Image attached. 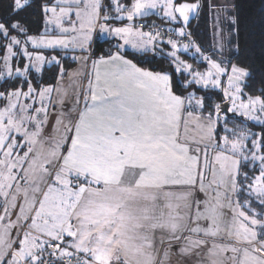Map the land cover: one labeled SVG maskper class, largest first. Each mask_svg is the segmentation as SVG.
I'll return each mask as SVG.
<instances>
[{"label":"snow or ice","instance_id":"snow-or-ice-1","mask_svg":"<svg viewBox=\"0 0 264 264\" xmlns=\"http://www.w3.org/2000/svg\"><path fill=\"white\" fill-rule=\"evenodd\" d=\"M201 6L11 0L0 264H264V86L239 62L234 5L211 49L190 30Z\"/></svg>","mask_w":264,"mask_h":264},{"label":"trees","instance_id":"trees-1","mask_svg":"<svg viewBox=\"0 0 264 264\" xmlns=\"http://www.w3.org/2000/svg\"><path fill=\"white\" fill-rule=\"evenodd\" d=\"M10 2L11 0H0V19L7 16L6 10ZM201 4L198 14L190 20V30L198 43L211 49L214 42L210 9L205 0H201ZM230 5H234L231 11L237 19L239 30V62L250 69V83L258 89L264 86V0H230ZM36 11V15H28L26 18L27 26L33 34L40 32L42 27L39 9ZM107 47V43L99 47L94 43L95 55H100ZM65 66L69 70L74 62L66 61Z\"/></svg>","mask_w":264,"mask_h":264},{"label":"rangeland","instance_id":"rangeland-1","mask_svg":"<svg viewBox=\"0 0 264 264\" xmlns=\"http://www.w3.org/2000/svg\"><path fill=\"white\" fill-rule=\"evenodd\" d=\"M205 2L207 3V5H208V2H207V0H205ZM230 11H231V8L229 9ZM211 12L210 13H212V15H213V24H212V31H213V40H214V43L216 42V40L218 39V37H217V35H216V32L219 30V28H223V30L225 31V32H227L229 29V24H228V22L224 19V16H223V14H222V12H221V8L219 9L218 8V10H213L214 12H212V9L210 10ZM231 13H232V11H231ZM218 17H219V24L217 23V21H218ZM41 31H43V25H42V27H41ZM40 31V32H41ZM66 61H69V62H72L71 61V53L70 54H68L67 56H65V58H64V63H66ZM77 67H79V65L78 64H76V63H74V66L71 68V69H69V70H73V69H75V68H77ZM87 69V68H86ZM86 69H85V71H86Z\"/></svg>","mask_w":264,"mask_h":264},{"label":"crops","instance_id":"crops-1","mask_svg":"<svg viewBox=\"0 0 264 264\" xmlns=\"http://www.w3.org/2000/svg\"><path fill=\"white\" fill-rule=\"evenodd\" d=\"M207 2H208V7L210 10L212 9V12H214L213 10H218V8L219 9L222 8V6L226 2H228L230 4V0H207ZM210 16H211V22H212L213 18H214L212 13H210ZM212 24H213V22H212ZM213 42H214V40H213ZM88 70H90V66L86 69V71H88Z\"/></svg>","mask_w":264,"mask_h":264}]
</instances>
